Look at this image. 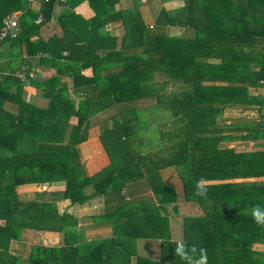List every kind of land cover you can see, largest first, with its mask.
Instances as JSON below:
<instances>
[{
  "label": "trees",
  "instance_id": "obj_1",
  "mask_svg": "<svg viewBox=\"0 0 264 264\" xmlns=\"http://www.w3.org/2000/svg\"><path fill=\"white\" fill-rule=\"evenodd\" d=\"M39 1L34 12L28 0H0V28L19 12L16 36L0 43V59L9 58L0 64V116L11 120L8 135L0 127V264H199L201 249L206 264H264V252L252 250L264 245V227L250 214L264 209V93H256L264 91V0H179L172 10L163 5L176 0H144L149 25L140 0L127 10L116 9L121 0ZM82 2L94 14L88 20L73 13ZM55 5L64 9L52 24L60 34L44 40L39 31ZM113 23L122 26L119 38L104 30ZM13 47L24 57L7 53ZM22 66L34 76L16 78ZM37 68L52 74L40 79ZM25 86L46 106L25 102ZM5 102L15 115L5 114ZM144 102L161 115H149L154 125L141 131ZM237 107L253 110L256 122L223 124L224 109ZM93 128L107 164L90 175L79 145ZM236 138H257L259 149L221 145ZM201 177L207 198L195 195ZM53 183L63 187L15 192ZM91 202L102 207L83 218L69 211ZM178 203L196 204L201 215L179 216ZM97 228L110 235L86 237ZM23 230L60 234L62 244L11 249ZM136 240L158 241L159 259L137 255Z\"/></svg>",
  "mask_w": 264,
  "mask_h": 264
},
{
  "label": "crops",
  "instance_id": "obj_2",
  "mask_svg": "<svg viewBox=\"0 0 264 264\" xmlns=\"http://www.w3.org/2000/svg\"><path fill=\"white\" fill-rule=\"evenodd\" d=\"M177 1H179V0L172 1V2H167V3H165L163 5V7L165 9H167L166 5L173 4L174 2H177ZM142 3H144L146 5L144 0L142 1ZM142 3H141V0H140L138 2V8H137V11L140 13L141 19H142V13L139 10V7H140V5ZM132 5H133L132 0H121L116 5V9L127 10V9L131 8ZM29 6H30V9L32 11L37 12L40 9V1L39 0H31ZM146 8H147V10L149 9V7H147V5H146ZM168 8H174V7H168ZM63 10L64 9L61 6H59V5H55L54 6L53 11H52V19L50 20V23L45 25V26H42L40 28L39 35H40V37L42 39L45 40L48 37H50L51 35H53V34L54 35H59L60 34L59 33V29L56 26L52 25V24L54 22V19L56 17H58L63 12ZM73 13L75 15L80 16L83 20H88L91 17H93V15H94L93 12L91 11V9L86 4V2H82V3L78 4L77 6H75V8L73 9ZM104 30L107 33H109L111 36H113V37H118L119 38L123 34V29H122V26H121L120 23L110 24ZM0 51H2V50H0ZM18 52L21 54L22 57H24V54L22 53V50L19 49V48H14L13 47L10 50L8 48V51H7V53H9L11 56H17ZM5 58H7V60H8L9 59L8 55H4L0 59V64L3 65L4 62H7V60ZM34 63H35V61H34ZM117 70H118V68L114 69L113 71L115 72ZM36 71H37V75H38V77L40 79L47 78L48 76H50L52 74V71L50 69H46V68H43V69L37 68ZM81 74L84 77H89V76H91V71H90V69H85V70L81 71ZM61 80L65 81V82H69L68 78H66V77L61 78ZM23 90L26 93V96L23 98L25 102L30 103V104L34 105L35 107H37V108H43V107L46 106L47 101L45 99H42V98L39 97L38 91L35 88H32L31 86H25L23 88ZM256 93H257V95L258 94L259 95H263L264 91L258 90V92H256ZM253 94L255 95V93H253ZM2 109L5 112V114H10V115H15L16 111H17V107L14 104H10L9 102H5L3 104V106H2ZM231 112H237L239 115L244 116V114L246 115V114L252 113L254 111L250 110V109L240 108V107L231 108V109L230 108L229 109L228 108L224 109V111L222 113V118H223L222 122H223V124L229 125V124H232V123H235V122L236 123L238 122V123L242 124V123H248L251 120V117L248 118L247 115H246V117L244 116V118H240V119H237V118H234V117L227 118V116H229V114ZM10 122H11V120L9 118H7L6 115L5 116L4 115L0 116V127L2 125H4L6 127V129L4 131L5 135H8L10 133V127H9V126H11ZM4 139H5V136H0V141H4ZM93 141H94L93 138L92 139H88V141L84 142V144H87V146H89ZM233 143L234 144L237 143L239 145L247 144L250 147L252 146V144H256L257 143L258 147H259L260 141H257V138H254V139H251V138H245V139L236 138L235 141L225 143V144H227V146L225 145V147L226 148H231V146H229V145H231ZM95 145L97 146L96 142H95ZM0 149L5 151L6 148H4V146L2 145V147ZM258 149H256V150H258ZM16 150H17V147H16ZM97 150H98V147H97ZM3 151H1L0 153H2ZM247 152H250V151H246L245 150L243 153H247ZM101 155L104 156L103 154H101ZM179 185H180L179 182H174V186L177 188V190H179ZM29 187L33 188V187H36V186H34V185L17 186L15 188V192H16V194L22 196V194H25L26 192H28L27 190H28ZM42 188H44V187H42ZM18 190H20V191H18ZM33 192H35V191L33 190L32 193ZM145 195H148V193H145ZM101 207H102V204L100 202H91L90 204L85 205L83 207H78V208H72L71 207L69 209V211H71V212L75 211L74 214H75V216L77 218H83L85 215H89L90 213H92V211L95 213V211L99 210ZM79 213H81L80 216H79ZM178 215L179 216H199V215H201V211L199 210V208H198V206L196 204L178 203ZM81 220L84 221V219H81ZM1 224H2V221H0V225ZM25 231L28 233L30 230H23V232H25ZM172 231H173V236L176 235L178 233L177 226L173 227ZM33 232L36 233V234L37 233L40 234V237H36V239H33L32 243L27 241L23 237H21L20 238V242H15V243H12L10 245L11 249L21 250L23 252L26 249L25 247H28V245H32V244H39V245L41 244V245H44V246H60L62 244V237H61L60 234L51 233V232H35V231H33ZM93 233L99 235V236L94 237V238H102V237L109 236L110 235V230L109 229L97 228V229L85 231V235H86L87 238H92V237H89L88 234H93ZM59 238H61V241H59ZM175 238L178 239L179 237L176 236ZM142 241L145 242V244L151 249V251H154V255L150 254L148 256V255L143 254V252H141L142 256L141 255H139V256L146 257L148 259H150L152 256H156V255L159 256V250H158V248H159V244L158 243L159 242L158 241H156V240H142ZM149 244H152V245L154 244L153 246H155V249H152ZM139 246H137L136 253L139 252V250H138ZM252 250L257 251V252H264V245L253 244Z\"/></svg>",
  "mask_w": 264,
  "mask_h": 264
},
{
  "label": "rangeland",
  "instance_id": "obj_3",
  "mask_svg": "<svg viewBox=\"0 0 264 264\" xmlns=\"http://www.w3.org/2000/svg\"><path fill=\"white\" fill-rule=\"evenodd\" d=\"M142 1L143 0H141V3H142ZM181 5H182L181 2L177 1V2H174L173 4L166 5V7H167V9L172 10L174 8L181 7ZM153 6H155V5L153 4ZM168 7H174V8H168ZM139 10L142 13V19H144L145 24L149 25L150 24V16H149L150 15V12H149L150 10L149 9L147 10L146 5L144 3H142L140 5ZM179 31H181V30L180 29H172V32H174V33H177ZM181 35L182 36H186V35L189 36L190 34L187 33L186 30L184 29V30L181 31ZM68 80L70 81L69 78H68ZM68 84H70V83L68 82ZM39 94L40 93L38 92V95ZM139 105H141V107L146 106L144 109H142L143 112L141 111L140 113H138V116L140 118L139 122H138V127L141 129V131H143L147 127V126H145V123L148 126L154 125V123H152V121L148 117L149 115H150L151 118H156V120H159V115H161V114L159 113V115H158L157 111H155V112L151 111L152 108H150V105H152V102L151 103L150 102H144V103H140ZM246 115H247L248 118L251 117V119H254V122H256L255 119H257V116H256L255 112L248 113ZM246 115L244 114L245 117H246ZM244 116L239 115L237 112H231L229 114V116H227V118L234 117V118L240 119V118H244ZM147 117H148V119H147ZM98 118H100L98 115L93 118V121H92L93 125H95L97 123L96 121H97ZM146 119H147V121H146ZM97 133L98 132H96L95 128L91 129V131L89 132L88 139H92L93 138L94 141L89 146H87V144H84V142L79 145V149H80V152H81V160L84 163L83 165H84V167H85V169L87 171V174H90V175L98 172L99 169H101L102 167H104L107 164V159L105 158V155L102 156L101 153L98 152L99 150H97V146L95 145V142H96V138L95 137H96ZM88 139H87V141H88ZM225 143H227V142H223V144H221V145H224V147H225V145L227 146V144H225ZM229 146H231V148H233L234 152L237 151V152H240V153H243L245 150L246 151H250V152H255V151H257L256 149L259 148L257 143L256 144H252L251 147L249 145H247V144L239 145L237 143H235V144L233 143V144H231ZM42 187H44V188H42ZM62 187H63L62 183H53V184H50V185L44 184L42 186L33 187V188L29 187L28 190H27L28 192H26L25 194H22V196L31 194L33 190L35 192H37V191H42L44 189L45 190H49V189L53 188V190L58 191ZM18 191H20V190H18ZM59 208H61V207H59ZM80 215H81V213H79V216ZM88 235H89V237H92V238L99 236L98 234H94V233L93 234H88ZM20 237H23L24 239H26L27 241L32 243L33 239H36V237H40V234H38V233L36 234L33 231H29L28 233L26 231L25 232L22 231ZM59 241H61V238H59ZM149 245H150V247L152 249H155V246H153L154 244L153 245L149 244ZM137 246H139L138 247L139 252L137 253L138 255L142 256L141 252H143V254L148 255V256L150 254L154 255V251H151V249L142 240H136V242H135L136 250H137ZM27 249H28V247H27ZM158 250H159V248H158ZM150 259H151V261L156 262L159 259V256L158 255L152 256ZM130 264H135V259L134 258L131 259Z\"/></svg>",
  "mask_w": 264,
  "mask_h": 264
},
{
  "label": "clouds",
  "instance_id": "obj_4",
  "mask_svg": "<svg viewBox=\"0 0 264 264\" xmlns=\"http://www.w3.org/2000/svg\"><path fill=\"white\" fill-rule=\"evenodd\" d=\"M208 180H206L205 178L201 177L195 184V195L202 197V198H207L208 195ZM251 217L254 220V222L260 226V227H264V209H262L259 205L254 206L251 209ZM176 252L179 256H181L183 259L188 260L189 259V255L188 253L185 251V248L183 245H179L176 249ZM201 259L199 261V264H206V254L205 250L201 249Z\"/></svg>",
  "mask_w": 264,
  "mask_h": 264
},
{
  "label": "built area",
  "instance_id": "obj_5",
  "mask_svg": "<svg viewBox=\"0 0 264 264\" xmlns=\"http://www.w3.org/2000/svg\"><path fill=\"white\" fill-rule=\"evenodd\" d=\"M30 2V0H28ZM58 2H64L65 0H55ZM19 16V12H14L7 16L6 18L3 19L2 21V27L0 28V43L5 39V38H14L17 33V19ZM41 21V18L38 17L35 20L36 24H39ZM27 66H22L20 69L15 73V77L23 80L25 78V75L27 73L29 78H32L34 75L32 72H27ZM263 116L261 117V122L264 124V109H262Z\"/></svg>",
  "mask_w": 264,
  "mask_h": 264
}]
</instances>
